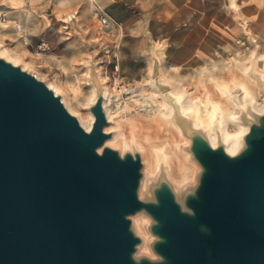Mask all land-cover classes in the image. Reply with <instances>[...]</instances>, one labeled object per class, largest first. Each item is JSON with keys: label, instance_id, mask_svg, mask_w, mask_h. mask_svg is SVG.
<instances>
[{"label": "water", "instance_id": "95a60500", "mask_svg": "<svg viewBox=\"0 0 264 264\" xmlns=\"http://www.w3.org/2000/svg\"><path fill=\"white\" fill-rule=\"evenodd\" d=\"M93 81L87 131L44 79L0 56V264H264V114L236 155L188 128L197 184L179 200L162 181L145 201L141 155L104 146ZM143 210L158 259L137 256L131 216Z\"/></svg>", "mask_w": 264, "mask_h": 264}, {"label": "rangeland", "instance_id": "374dc122", "mask_svg": "<svg viewBox=\"0 0 264 264\" xmlns=\"http://www.w3.org/2000/svg\"><path fill=\"white\" fill-rule=\"evenodd\" d=\"M207 2L210 8L213 7L212 0H207ZM103 4V0H0V40L12 52L22 57V62H30L32 72L38 73L45 79H50L55 86L62 90L60 93L62 98L67 91L74 109L83 114L92 113L91 105L93 103L89 100V96L92 93V86L95 85L93 80L97 77L102 83L103 94L105 89L108 92L109 105L115 116L114 121L106 127L114 124L120 130L122 128L121 119L128 118L129 122L126 126H129L131 139L134 142L136 140L135 121L138 117L143 116L149 119V108L151 106L157 108L162 96H166L173 103H177L185 97L202 96L210 102L215 117L221 123L227 121L229 130L232 132L241 131V126L238 124L240 122L238 114L231 111L229 115H226L218 101L222 98L224 101L230 100L231 106L236 107L240 100L231 93V81L245 80L252 84L255 82L256 71L261 67L264 68V47H255L242 53L235 43L237 38L251 32H257L264 37V0H218L216 7L224 11V16L213 20L211 27L228 36L233 34L236 25L240 31L235 33L231 39L229 38L224 53L216 52L215 37L210 36L209 41L204 40L203 44L200 43L199 46L207 50L211 58L210 67L203 70L194 69L193 71L191 70L193 67H200L203 64L195 54L198 45H196L194 37L192 35L185 37L183 33L185 29H190L194 24L190 20V16H188L189 18L182 30L176 31L169 28L164 31L160 30L157 34L158 41L168 36L164 51L162 50L163 46L158 45L157 47L160 49L153 46L150 47V52L138 55L137 51H134L137 46L127 45L128 43L125 42L128 40H126V34H124L120 49L116 50L112 47V39L107 33V28L103 27L99 21L97 8L99 6L103 8ZM17 22L22 24L21 30H18ZM48 27L60 29L63 34L70 38L74 36L77 30L82 32L84 38L81 40L80 48L77 49L76 57L67 62L52 57V63L48 56L51 55L50 52L42 53L37 49V45L42 41ZM122 27L125 32L126 26ZM27 48H30L34 53L29 52ZM126 50L128 51L124 55ZM160 50L163 51L166 58L174 60L177 67L173 66L172 69L162 61L160 62L158 60L160 56L158 51ZM114 53L117 54V57H114ZM146 56L154 57L156 62L153 64L151 59L150 66L147 67L146 60L148 58ZM54 62H58L57 65ZM116 64H118L117 70L115 69ZM247 64L251 66L250 69L244 67ZM165 79H172L174 82L168 81L171 83L169 84L164 82ZM240 87L245 90L248 89L251 94L255 95V99H263L264 97L259 91L249 90L244 83H241ZM174 88L181 91L176 93ZM182 88L185 90L183 91ZM209 89L211 92L207 91ZM154 94L158 96V103L155 102V104L149 99ZM242 94L244 95V92ZM192 112L197 113L198 108L193 107ZM157 116L166 128L164 132L168 130L178 132L177 126L170 117H165L160 113ZM191 128L192 126H189V129ZM141 129L154 131L153 127ZM109 132L113 133V131ZM199 132L207 137L202 130ZM188 135L190 138V133ZM114 149L120 151V147ZM128 152L139 153L142 157L143 177L139 187V196L142 200H154L153 190L162 181H168L173 186V190L177 192L174 183L163 172L157 181L151 180L149 182L152 196H142L143 181L147 175L145 149L133 145V148L126 150V153ZM192 160L196 166V178L193 185H189L185 189V193L192 192L202 171L201 165L193 154ZM136 215L147 217L149 244L153 250V244L158 240L152 230L155 221L145 210L131 216L132 229L142 239L141 244L144 243L145 239L143 233L134 226L133 219ZM137 256L158 259L157 256H149L146 253L137 252Z\"/></svg>", "mask_w": 264, "mask_h": 264}, {"label": "bare ground", "instance_id": "6f19581e", "mask_svg": "<svg viewBox=\"0 0 264 264\" xmlns=\"http://www.w3.org/2000/svg\"><path fill=\"white\" fill-rule=\"evenodd\" d=\"M16 25L19 26L18 30H21L22 24L17 22ZM0 56L5 58L7 61L12 62L14 65H21L23 69L32 71V67L29 65L30 62H22L23 58L12 52L10 48L1 40ZM244 67L246 69H250L251 66L247 64L244 65ZM36 74L38 75V73ZM38 76L44 79L47 85L52 88L56 94H60L62 92V90L55 86L50 79H45V77L40 75ZM168 81L174 82L172 79L164 80V82L171 84ZM241 83H244L249 90L254 92L259 91V93H262L264 96V68L261 67L258 71H256L255 82L252 84L246 82L245 80L236 79L231 81V93L240 100L236 107L231 106L230 100L224 101L222 98L218 101L225 110L226 115H229L231 111L238 114L240 119L238 124L241 126L240 132L230 131L227 121L221 123V121L215 117V112L210 102L202 96H193L191 98L185 97L177 103H173L166 96H162L161 101L158 103V96L154 94L151 95L149 99L154 102V104L155 102L158 103L157 108L152 106L149 108V119H146L143 116L138 117L137 121H135V142L131 139L129 126H126L129 122L128 118H123L121 119L122 128L120 130H118L114 124L105 127V132L113 131V133L112 136L105 141L104 146H110L113 148L120 147V154L122 156L127 149L133 148V145H136L138 148L145 149L147 175L143 181L142 196H152L150 190L151 185L149 182L151 180L157 181V179H159L161 174L164 172L165 176L174 183L175 189L178 192V199L182 200L183 195L185 194V189L189 185H193L196 178V166L192 160V152L190 150L191 138H189L188 135L189 126L205 132L210 145L213 148H217L220 144H224L225 150L228 154L236 155L245 147L246 143L243 135L245 136L250 130V122L257 121L260 115L264 114V97L263 99H255V95L251 94L248 89L245 90L240 87ZM92 88L89 100L94 103L98 98V89L96 85H93ZM173 90L174 92L176 91V93L181 91L177 88H174ZM182 90L184 91L185 88H182ZM207 91H210V89ZM242 92H244V95ZM103 95L105 97V113L107 120L110 123L114 121L115 116L109 105L110 97L106 89L104 90ZM62 100L66 108L72 114H76L78 116L77 118L80 124L87 131H90L95 120L93 113L88 112L87 114H83L74 109L67 91ZM195 106L198 108L197 113L192 112V108ZM159 113L165 117H170L177 126L178 132L169 130L164 132L166 128L157 116ZM147 127H153L154 131L141 129ZM104 146L99 148V152H102ZM146 219L147 217L144 215H136L133 219L135 228L143 233L145 239L144 243L139 245L138 253H146L149 256H156L149 244L150 235L147 230Z\"/></svg>", "mask_w": 264, "mask_h": 264}, {"label": "crops", "instance_id": "0c3cea01", "mask_svg": "<svg viewBox=\"0 0 264 264\" xmlns=\"http://www.w3.org/2000/svg\"><path fill=\"white\" fill-rule=\"evenodd\" d=\"M104 7L102 8L104 13L107 14L112 20L118 21L122 26H126L124 34L127 35L125 41L127 45L137 46L136 53L141 55L144 52H150V47L158 45L163 46L162 50L166 46L168 36L163 37L161 41L157 40V34L160 30L173 29L180 31L186 24V20L190 16V20L194 22L193 26L189 29H185L183 33L185 37L193 36L197 48L195 54L202 62V66L193 67L194 69H205L210 67L211 58L208 51L199 46L203 44L204 40L209 41L210 36L215 37V49L216 52H225L227 49V42L231 37L240 31V28L234 26L233 34L228 36L224 35L220 30H216L211 27V22L219 17L224 16V11L218 9V0H212L214 4L210 8L207 0H103ZM236 29V30H235ZM83 35L81 31L74 34L72 38L66 36L60 29L48 27L45 31V35L42 41L48 42L50 49L46 52H50V62L53 63L52 57H57L61 61L67 62L77 56V49L80 48ZM230 38V39H229ZM29 52L34 53L30 48H27ZM160 49V48H159ZM158 51L161 56L158 60L168 65L173 69V66L177 67V63L169 58H166L163 51ZM125 51L124 55H126ZM146 60L149 67L151 59L156 62L154 57L146 56ZM145 57V58H146ZM59 60V61H60ZM58 62H54L57 65Z\"/></svg>", "mask_w": 264, "mask_h": 264}, {"label": "built area", "instance_id": "2783aa9c", "mask_svg": "<svg viewBox=\"0 0 264 264\" xmlns=\"http://www.w3.org/2000/svg\"><path fill=\"white\" fill-rule=\"evenodd\" d=\"M97 9L99 11V21L103 27L107 28V33L112 39L111 42L112 47L115 48L116 50L120 49L124 37L122 24L118 21L112 20L107 14L104 13L103 9L100 6ZM17 28H19V26H17ZM235 43L237 47L240 48L242 53L248 52L255 47L263 48L264 37H262L257 32H251L249 34L237 38ZM103 45L105 46V44ZM37 49L41 52H46L50 49V45L46 41H41L37 45ZM114 57H117V54L114 53ZM115 69L116 70L118 69V64L115 65ZM34 74L38 76L36 73Z\"/></svg>", "mask_w": 264, "mask_h": 264}, {"label": "clouds", "instance_id": "9594fccd", "mask_svg": "<svg viewBox=\"0 0 264 264\" xmlns=\"http://www.w3.org/2000/svg\"><path fill=\"white\" fill-rule=\"evenodd\" d=\"M161 242H163V241H161ZM134 259H137V258L134 257Z\"/></svg>", "mask_w": 264, "mask_h": 264}]
</instances>
